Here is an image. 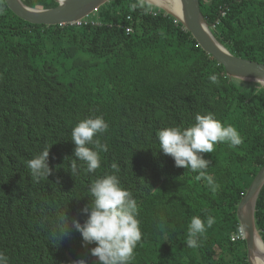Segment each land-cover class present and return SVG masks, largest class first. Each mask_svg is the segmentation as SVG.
<instances>
[{"label": "trees", "instance_id": "trees-1", "mask_svg": "<svg viewBox=\"0 0 264 264\" xmlns=\"http://www.w3.org/2000/svg\"><path fill=\"white\" fill-rule=\"evenodd\" d=\"M200 1L232 53L264 63V0ZM156 10L146 1L140 7L139 0H112L95 16L101 25H44L22 19L0 0V252L8 264H100L90 252L96 245L85 246L72 222L85 223L88 187L113 174V162L139 210L142 240L131 264H250L245 239L231 236L240 226L238 205L264 166V86L234 83L239 79L190 31L163 10L153 15ZM210 74L218 75L219 86ZM209 112L243 139L203 154L216 192L198 173L176 167L156 138L159 129L189 127L197 113ZM89 116L108 123V131L94 137L108 150L95 172L77 160L72 176L71 130ZM46 147L53 171L37 182L27 161ZM209 215L215 223L199 247H188L191 218ZM256 218L264 239V187Z\"/></svg>", "mask_w": 264, "mask_h": 264}, {"label": "clouds", "instance_id": "clouds-1", "mask_svg": "<svg viewBox=\"0 0 264 264\" xmlns=\"http://www.w3.org/2000/svg\"><path fill=\"white\" fill-rule=\"evenodd\" d=\"M144 1L139 0L140 7H144ZM136 6V4L133 5V7ZM100 9L101 6L77 21L57 25L81 26L83 23L101 25L102 21L95 18ZM160 10L162 9L153 11V15L161 13ZM164 14L165 16L169 15L165 12ZM183 28L187 30L185 27ZM208 79L212 84L219 86L220 78L218 75L210 74ZM262 80L264 78L257 77L258 87L262 86L260 84ZM234 83L239 84L242 81L237 80ZM108 128L109 125L102 116L86 117L72 128L71 139L76 145L73 153L75 159L70 162L72 176L78 171L77 160L86 165V170L89 173L95 172L101 167L100 153L107 151L108 147L94 137L107 132ZM156 138L159 142V150L172 157L176 167L190 169L192 172L198 173L196 178L206 180L212 192H216L219 185L211 175L207 174L206 170L211 161L205 159L203 154L212 153L217 143H227L229 147H236L243 142L241 135L234 126L222 123L211 112L197 113L195 123L186 128L170 126L159 129L156 132ZM50 148H44L40 154L27 161L31 176L37 182L48 179L52 174L53 170L48 163ZM111 168L114 170L113 174L94 179L88 187L91 202L82 209V213L87 214L88 217L85 223L81 225L79 221L75 220L72 223L73 227L81 233L85 246L88 244L96 245L90 249V252L92 256L98 258L100 264H131L135 258L137 244L142 240L138 219L139 210L132 193L121 186L117 175L120 172L119 165L113 162ZM61 223H63V217ZM214 223L215 217L211 215L207 216L206 219L193 216L188 225L187 246L190 248L199 247L200 238ZM65 235H67L66 226L59 238L61 239ZM0 264H8V257L3 252H0ZM73 264H86V261L79 259Z\"/></svg>", "mask_w": 264, "mask_h": 264}, {"label": "water", "instance_id": "water-1", "mask_svg": "<svg viewBox=\"0 0 264 264\" xmlns=\"http://www.w3.org/2000/svg\"><path fill=\"white\" fill-rule=\"evenodd\" d=\"M8 7L22 19L44 25H57L77 21L111 0H55L54 7H32L23 0H5ZM165 13L177 19L190 31L198 44L220 64L224 65L227 75L239 80L256 83L257 77L264 78V63L237 56L232 53L214 34L215 23H210L201 9L200 0H179L180 9H173L165 3H154ZM177 2V0H175ZM264 86V80L260 82ZM264 187V166L255 176L247 192L241 199L237 216L245 232V241L250 264H258L264 239L257 225V204ZM261 246V247H260Z\"/></svg>", "mask_w": 264, "mask_h": 264}, {"label": "bare ground", "instance_id": "bare-ground-1", "mask_svg": "<svg viewBox=\"0 0 264 264\" xmlns=\"http://www.w3.org/2000/svg\"><path fill=\"white\" fill-rule=\"evenodd\" d=\"M151 2H154V3H165L169 6H172L174 5L173 9L175 10H179L180 9V2L179 0H177V2L175 0H150ZM208 242V241H206ZM261 247V246H260ZM258 264H264V248L261 249V256H260V259L258 261Z\"/></svg>", "mask_w": 264, "mask_h": 264}, {"label": "built area", "instance_id": "built-area-1", "mask_svg": "<svg viewBox=\"0 0 264 264\" xmlns=\"http://www.w3.org/2000/svg\"><path fill=\"white\" fill-rule=\"evenodd\" d=\"M155 14H157V12H155ZM175 23H179V21L177 19L174 20ZM81 23V22H79ZM126 31L127 33H132L134 31V28L132 26H128L126 28ZM245 238V232H244V229L242 226H239L237 232L233 233L232 236H231V239L233 241H237V240H240V239H244Z\"/></svg>", "mask_w": 264, "mask_h": 264}, {"label": "rangeland", "instance_id": "rangeland-1", "mask_svg": "<svg viewBox=\"0 0 264 264\" xmlns=\"http://www.w3.org/2000/svg\"><path fill=\"white\" fill-rule=\"evenodd\" d=\"M253 180H254V179H253ZM253 180H252V182H253ZM252 182H251V183H252Z\"/></svg>", "mask_w": 264, "mask_h": 264}]
</instances>
